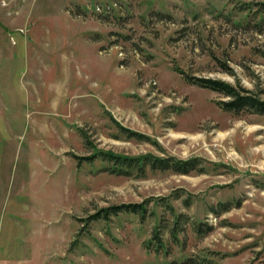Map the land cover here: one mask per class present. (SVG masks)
Returning <instances> with one entry per match:
<instances>
[{
  "label": "rangeland",
  "instance_id": "374dc122",
  "mask_svg": "<svg viewBox=\"0 0 264 264\" xmlns=\"http://www.w3.org/2000/svg\"><path fill=\"white\" fill-rule=\"evenodd\" d=\"M260 2L0 0V264H264V114L222 110L175 69L264 98V29L238 10ZM94 150L204 171L116 174L83 159ZM143 201L145 219L90 218ZM161 202L189 218L179 244L162 227L155 252L146 243L171 220Z\"/></svg>",
  "mask_w": 264,
  "mask_h": 264
},
{
  "label": "trees",
  "instance_id": "16d2710c",
  "mask_svg": "<svg viewBox=\"0 0 264 264\" xmlns=\"http://www.w3.org/2000/svg\"><path fill=\"white\" fill-rule=\"evenodd\" d=\"M239 11H244L246 17L248 18L253 14L254 25L256 29L261 31L264 29V2H260L259 8L252 12V5L249 3H241L238 5ZM242 21L236 22V24L241 25ZM249 20H246V24ZM249 24V23H248ZM247 24V25H248ZM221 67L223 71L233 74V70L225 62H221ZM181 74L187 82L197 84L202 87H206L215 91L225 99H219L216 103L224 111L230 112L233 115H242L247 113L252 114H264V98L254 90H250L242 87L240 84H232L227 81L212 78V77H197L185 74L182 70L175 68ZM119 125V124H118ZM120 128L128 133L129 136H137L136 132L129 130L120 125ZM95 157H99L100 160L109 163L107 169L112 173L130 175L135 172L137 175H144L146 168L150 170H161V171H172L177 174H187L192 170L198 169L199 171H204L202 166H198L199 162L197 158L189 159H178L173 156L171 157H158L152 154H143L138 156H129L120 153H114L112 151L94 150L90 156H85L83 159L92 161ZM185 205H189V198L185 200ZM165 209L169 212L171 220L168 225L161 226L160 223L155 226L152 232L151 238L146 243V247L153 249L155 252L167 251V243L163 240L162 227H167L169 233V239L174 244H179L183 241L179 235L183 234L185 230L186 219L189 217L183 213H177L174 207L168 202H161ZM146 201L139 203H123L119 205H112L105 208H101L98 212L92 214L90 218L92 219H104L109 220L110 216H116L121 212L131 213L145 219L148 216V207ZM220 210L227 211L230 209L228 202H222L220 205ZM216 211V212H218ZM190 225L194 232L198 234H205L210 230V225L203 222H196L191 220ZM182 264H196L192 258H187L182 262Z\"/></svg>",
  "mask_w": 264,
  "mask_h": 264
},
{
  "label": "built area",
  "instance_id": "2783aa9c",
  "mask_svg": "<svg viewBox=\"0 0 264 264\" xmlns=\"http://www.w3.org/2000/svg\"><path fill=\"white\" fill-rule=\"evenodd\" d=\"M3 4H5V1H3Z\"/></svg>",
  "mask_w": 264,
  "mask_h": 264
}]
</instances>
